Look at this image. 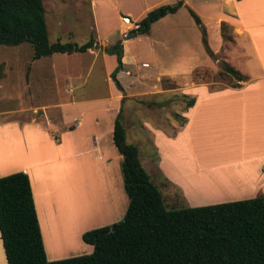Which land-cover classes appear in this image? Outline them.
Returning a JSON list of instances; mask_svg holds the SVG:
<instances>
[{"label":"rangeland","instance_id":"1","mask_svg":"<svg viewBox=\"0 0 264 264\" xmlns=\"http://www.w3.org/2000/svg\"><path fill=\"white\" fill-rule=\"evenodd\" d=\"M122 1L128 2L133 11L140 10L134 8L136 0ZM164 1L150 0L152 4H160ZM169 1L172 2L166 4L174 3L177 0ZM189 1L199 11L208 26L205 27L209 48L212 52L219 51L214 55V60L209 59L200 44L197 45L192 39V34L198 35V30L191 19H189L190 23H185L186 18L189 17L185 11L186 7L182 6L177 17L170 16L165 21L152 25L148 35L142 36L146 38L142 39V44L151 43L154 56L150 57L141 52L143 47L134 41L135 38L124 39L127 35L122 36L123 42L131 41L129 55L124 54L123 65L125 68H123L119 79L117 78L123 89L122 94L115 92L112 95L110 87L106 84L109 79L104 75L105 69L100 58L92 59L91 56L83 54H52L31 61L32 51L27 43L15 47L1 46L0 122L16 119L24 122L35 121L46 126L47 118L50 123L57 125L59 112L55 104L64 103L71 97L79 99L83 101L80 106L72 108L73 110H69L67 113L69 116H73L83 112V117L87 120L85 129H79L76 132L78 138L74 144L75 151L84 152L90 146V137L87 139V136L91 134L92 119L96 112L94 107L101 102H106L108 109L113 110L114 113H117L121 107L120 122L124 128L125 140L137 147L139 161L142 166L146 167L153 183L158 185L167 210L220 203L223 196L224 198L232 196L238 199L240 191L243 192V189L250 186V178L240 184L238 183L240 173L233 174V171L198 173L196 171L197 166L200 165L209 166V164L217 162L232 164V161L228 160L231 157L219 153L218 145H214L208 138L201 140L199 137L223 136L220 131L226 130L225 125L201 122L204 125L200 126L199 122L194 121L193 127L188 131V136H176L185 125H181L180 118L186 117L188 112V109H185L187 99L183 95L193 96L197 86L205 87L209 91L224 89L230 82L229 78L221 75L220 72L221 63L228 62V59L224 58L226 52L232 49L233 41L231 43L221 42L219 49L218 34L212 28L214 20L219 16H224L227 10L224 8L218 10L216 0H208V4L206 1L202 4L201 0ZM41 3L45 12L44 20L45 23L47 22L49 43L58 41L83 45L90 38L93 39V34L88 28L91 25L88 0H41ZM130 14L133 20L136 13ZM58 22L59 27L56 25ZM122 29L125 30L127 27L123 26L122 28L121 26V31ZM66 34L69 36L67 37ZM226 34L232 36L230 27ZM179 37L182 40L188 39L184 43L192 40L188 49H185L188 52L180 51ZM229 60H231L232 67L242 71L235 66L232 58ZM207 61L210 63H208L209 65H206ZM193 71L196 73V78L192 75ZM161 72L162 74H160ZM111 86L113 87L112 83ZM121 98H123L122 104H120ZM59 124L61 126L64 123L60 122ZM66 127L64 129H67ZM42 128L45 130L44 127ZM65 131L67 130L59 128L57 136ZM50 134L53 136V133L50 132ZM246 135L248 134L246 133ZM168 136L174 137L169 138ZM190 146L195 147L193 152L197 148L195 154L200 153V155H192V150L188 151ZM204 146L211 149L200 151ZM9 150V143L0 141V159L2 158L3 162L0 165L4 168L2 172L8 169L9 162L13 161ZM156 156L161 159L158 171L155 168ZM78 163L80 165L79 173L75 169ZM93 165L88 156H82L66 161L51 171V182L58 184L57 188L60 190L58 192L65 194H67L66 191L69 192L65 197L64 208L67 213L72 216L76 215L77 218L80 217V213L82 214V208L87 214L91 211L99 212L97 204L99 202L101 205L104 201L105 193L103 192L105 189L101 191V188L104 187V176L98 173H101L102 170L97 166L96 170ZM219 174H223L224 177L228 175L227 179L231 181L221 182L218 178ZM119 176L121 180L120 173ZM77 177L80 178L78 189L76 188ZM96 180L100 186L97 189L95 188ZM158 181L164 184L158 183ZM120 188L123 204L119 203V208L123 206V212L108 217L107 221L110 223L121 220L126 209L127 200L121 183ZM239 189L241 190L239 191ZM72 194L82 199L80 198L78 203H74L72 201H75V196L74 199H71L73 198ZM85 199L88 200V203H85ZM80 203L82 204L79 205ZM56 218L59 220L62 217L59 214ZM62 220L65 221L64 218ZM54 225L53 221L51 226L54 227ZM63 228H60L58 232L66 234V227ZM72 231L74 229L70 231V234ZM52 233L54 237L48 238L49 244L57 247L58 241H60L57 239L58 234L54 235V230Z\"/></svg>","mask_w":264,"mask_h":264},{"label":"crops","instance_id":"2","mask_svg":"<svg viewBox=\"0 0 264 264\" xmlns=\"http://www.w3.org/2000/svg\"><path fill=\"white\" fill-rule=\"evenodd\" d=\"M204 1H206V4L209 3L208 0H201L202 4L205 3ZM216 1L218 4V10L222 8L227 10L226 14L217 17L212 25V28L218 34L217 39L219 49L220 43L222 42L219 32L220 23H225L228 28L230 27L232 29L231 42L233 41V47L230 51L226 52L224 59H228V62H223L232 67L230 65L231 60H229V58H232L235 66L243 72L236 70L234 67L232 68L242 76L246 77L247 80L245 82H240V86L235 89L227 87L224 89L209 91L205 87L197 86L193 93L194 97L191 96L195 99L194 104L188 109L186 117H184L186 123L176 136H188V131L193 127L194 121L199 122L200 126H203L206 122L208 124L225 125L226 130L220 131L223 136L199 137L201 140L208 138L214 145H218V148L220 149L219 153L223 156L227 155L228 157H231V159L228 160H231L232 164L227 162H217L209 164V166L200 165L197 166L198 169L196 171L198 173H209L213 171L228 173L233 171V174L240 173L238 183H245L247 179L250 178V186L243 189V192L239 189L240 196L238 199L232 196H225V198L223 196L220 203H226L264 196V0ZM170 2L172 1L165 0L160 4H152L150 0H136V2H134V8H139L140 10L133 11L129 7V3L122 0H88V7L91 16V25L88 28L93 34L94 47L81 54L91 56L92 59L100 58L105 69L104 75L109 79H106V84L110 87L112 95H114L115 92L118 94L120 93L113 88L114 86H111L112 82L109 78L110 72L115 67V58L113 55L109 56L104 54L103 49L116 42L120 43L122 70L119 71L116 76V79H119V76L123 73V68H125L123 65L124 54L129 55L131 48V41L123 42L122 36L127 35L125 38L128 39L132 30L127 28L125 30L122 29L121 31V26L123 28V25L120 22V17L128 16L132 22L137 24L148 11L161 4L165 5ZM182 6L186 7V9L188 8L192 10L200 18L206 30V27H208L206 22L190 1L182 0ZM179 9L174 14L166 15L151 24L148 33L150 32L152 25L161 23L170 16L174 18L177 17ZM133 12L136 14L132 20L130 13ZM186 14L189 18H186L187 21H185V23H190L189 19L191 18L187 11ZM56 25L59 27V22ZM45 26L47 32V22L45 23ZM62 26L63 24L61 27ZM112 34H116V36H113ZM66 35L67 37L69 36L68 34ZM142 36H132L131 38H135L134 41L137 44L142 45L144 50L142 49L141 52L146 53L150 57L154 56L151 50V43L142 44V39H146ZM110 37L113 38L108 39ZM179 38L178 45L180 51L182 53L188 52V50L185 49H188L192 40L190 39L189 42L184 43V41H188V39L182 40L181 37ZM192 39L197 45L199 43L201 46L199 31L198 35L195 33L192 34ZM218 52L213 51L212 53L215 55ZM208 63L209 62L207 61L206 65L210 64ZM160 74H162V72ZM82 102L83 101L79 99H73V97H71V99L64 103L55 104V107L59 112L57 125L50 123L47 118L45 121L47 124L46 126L35 121L24 122L16 119L0 122V141L9 143V151L13 158V161L9 162L8 169L5 171L2 172L4 168L0 165V177L16 172H22L27 176L45 259L48 262L62 260L69 257L71 258V256L76 257L90 254L92 252V247L81 241V235L86 231L112 224L107 221L109 219L108 217L116 214L118 215V212H123V206L122 208H119V203L120 205L123 204L120 188L122 178L120 180L119 176V165L122 158L111 141L112 125L116 113H114L113 110L108 109V104H106V102H101L94 107L96 112L92 119L91 134L90 136H87V139L90 137V146L87 147L84 152L78 150L75 151L76 148L74 147V144L76 143L75 140L78 138L76 132H78L79 129H85L87 120L83 117V112L69 116L67 111L75 109V107L78 105L80 106V103ZM60 122L64 124L59 126ZM201 122L204 124H201ZM42 127H44L45 130H43ZM65 127L67 129H64ZM59 128L67 131L60 134V136H57V130ZM50 132L53 133V136ZM246 133L248 135H246ZM231 134L232 136H230ZM82 137L86 138L85 136ZM168 137L170 138L174 136ZM194 149L195 147L190 146L188 151L192 150L191 153H193L192 155L194 156L200 155L199 152V154H195L198 149L196 148V151L193 152ZM202 149L210 150L211 148L204 146L200 151H202ZM82 156L89 157V161L94 164L93 168L96 170L100 168L102 170L101 173H98L104 176V187L101 188V191L102 189H105L103 192L105 194L103 203L100 205L98 202L97 204V206H99V212L91 211L87 214L84 211V208H82L83 212L82 214L80 213V217L77 218L76 215L72 216L67 213L64 208L65 197H67L69 192L66 191L67 194L58 192L60 191L57 188L58 184L56 182H51L50 175L53 168H57L66 161L80 158ZM1 159L0 163L2 164L3 162ZM159 162H161V159L156 156L155 168L157 171L160 168ZM140 165L142 166L141 163ZM142 168L150 178L147 169H145L146 167L142 166ZM75 169L77 173H79V163ZM218 176L221 182H227L225 180L231 181L230 179H227L228 175L224 177L223 174H219ZM79 180L80 178L77 177V189L80 187ZM150 180L152 181L151 178ZM158 183L161 182L158 181ZM157 186L156 188L158 189ZM99 187V182L96 180L95 188L97 189ZM74 196L75 201L72 202L78 203V200H80L81 197L74 194L71 199H74ZM85 203H88V200L85 199ZM81 204L82 203L79 205ZM59 214L62 218L57 220L56 217ZM63 218L65 221L62 220ZM53 221L55 222L54 227L51 226ZM63 227H66V234L64 232H58L59 229ZM72 229H74V231L70 234ZM52 230H54V235L58 234L57 239L60 240L58 241L57 247L54 245L51 246L48 241V238L51 239L53 236ZM0 251L3 257V264H6L1 240Z\"/></svg>","mask_w":264,"mask_h":264},{"label":"trees","instance_id":"3","mask_svg":"<svg viewBox=\"0 0 264 264\" xmlns=\"http://www.w3.org/2000/svg\"><path fill=\"white\" fill-rule=\"evenodd\" d=\"M180 7L182 0H177L148 11L130 34L147 35L151 24ZM186 11L199 31L204 53L214 60L200 18ZM227 30L220 23L222 42H231ZM22 43L30 45L31 61L52 54H81L94 47L92 38L83 45L49 43L41 0H0V47ZM103 52L115 58L109 78L122 94L116 79L122 70L121 45L116 42ZM220 74L229 78L227 87L232 89L247 80L225 62ZM192 75L196 78L194 71ZM183 97L187 99L185 109L192 107L195 99ZM120 115L121 107L113 120L111 141L122 158L119 169L127 207L121 220L81 235V241L92 247L90 254L48 262L27 176L16 172L0 177V240L6 264H264V196L167 210L140 165L137 148L125 140ZM180 119L184 125L186 119Z\"/></svg>","mask_w":264,"mask_h":264},{"label":"built area","instance_id":"4","mask_svg":"<svg viewBox=\"0 0 264 264\" xmlns=\"http://www.w3.org/2000/svg\"><path fill=\"white\" fill-rule=\"evenodd\" d=\"M120 22L123 25H128L129 26L128 29L134 30V29H136L138 27L137 24H135L134 22H132L128 16H122V17H120Z\"/></svg>","mask_w":264,"mask_h":264},{"label":"water","instance_id":"5","mask_svg":"<svg viewBox=\"0 0 264 264\" xmlns=\"http://www.w3.org/2000/svg\"><path fill=\"white\" fill-rule=\"evenodd\" d=\"M131 37H132V35L130 34L128 38H131ZM124 39H127V38H124Z\"/></svg>","mask_w":264,"mask_h":264},{"label":"bare ground","instance_id":"6","mask_svg":"<svg viewBox=\"0 0 264 264\" xmlns=\"http://www.w3.org/2000/svg\"><path fill=\"white\" fill-rule=\"evenodd\" d=\"M122 24V23H121ZM123 25V24H122ZM123 26H126L127 28L129 27L128 25H123Z\"/></svg>","mask_w":264,"mask_h":264}]
</instances>
